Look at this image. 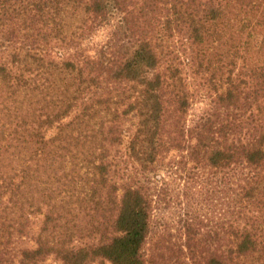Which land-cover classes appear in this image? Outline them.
<instances>
[{
    "label": "trees",
    "instance_id": "trees-1",
    "mask_svg": "<svg viewBox=\"0 0 264 264\" xmlns=\"http://www.w3.org/2000/svg\"><path fill=\"white\" fill-rule=\"evenodd\" d=\"M251 4L0 0V264H264Z\"/></svg>",
    "mask_w": 264,
    "mask_h": 264
},
{
    "label": "rangeland",
    "instance_id": "rangeland-1",
    "mask_svg": "<svg viewBox=\"0 0 264 264\" xmlns=\"http://www.w3.org/2000/svg\"><path fill=\"white\" fill-rule=\"evenodd\" d=\"M260 9L261 12L264 13V0H252V4L249 6V10L252 12L258 11ZM238 28V17H235L233 15H224L222 17V26H221V30H222V39L224 41H231V39L233 38V34L235 32V30ZM263 35V34H261ZM256 38H260V36H255L253 38L252 44L254 45V47H256L257 42ZM95 43H98V34L95 37ZM252 45V46H253ZM255 49L253 48V51ZM260 56L264 54V51H261ZM253 61H248L247 62V68L250 72L255 71V72H259V73H264V66L260 67V63H258V65L253 66L254 64H252ZM261 68V69H260ZM175 235V234H172Z\"/></svg>",
    "mask_w": 264,
    "mask_h": 264
},
{
    "label": "crops",
    "instance_id": "crops-1",
    "mask_svg": "<svg viewBox=\"0 0 264 264\" xmlns=\"http://www.w3.org/2000/svg\"><path fill=\"white\" fill-rule=\"evenodd\" d=\"M256 41H258L256 44L257 48L256 47H253V48L255 50L260 48V50L264 51V35H260V38H256ZM252 61H253L252 64H254L253 66H256V65H258V63H260V67H263L264 66V54L260 56V59H254ZM252 72L257 73L255 71H252Z\"/></svg>",
    "mask_w": 264,
    "mask_h": 264
}]
</instances>
